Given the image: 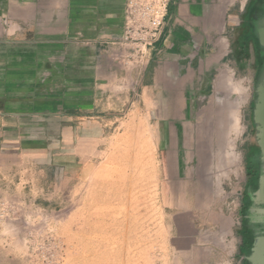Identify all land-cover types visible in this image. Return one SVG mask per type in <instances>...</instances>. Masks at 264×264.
I'll return each mask as SVG.
<instances>
[{"label":"rangeland","instance_id":"obj_1","mask_svg":"<svg viewBox=\"0 0 264 264\" xmlns=\"http://www.w3.org/2000/svg\"><path fill=\"white\" fill-rule=\"evenodd\" d=\"M25 56L23 67L10 54L1 71L0 264H236L252 63L244 74L224 70L232 94L247 88L244 110L230 118L216 117L212 95L222 70L208 76L206 98L176 102L189 114L177 135L188 165L178 161L176 173L167 143L175 136L155 133L175 119L154 117L165 104L140 101L132 80L151 59L139 67L116 57L119 67L103 70L91 49ZM185 210L197 235L176 229Z\"/></svg>","mask_w":264,"mask_h":264},{"label":"crops","instance_id":"obj_2","mask_svg":"<svg viewBox=\"0 0 264 264\" xmlns=\"http://www.w3.org/2000/svg\"><path fill=\"white\" fill-rule=\"evenodd\" d=\"M247 3L248 0H170L168 14L151 52L150 65L142 75L136 74L132 79L140 86V101H151L160 107L165 104L154 117L175 119L172 125L158 121L155 133L171 135L172 139L175 136L167 143L173 153L172 168L176 173L178 161L188 165L181 153L186 148L184 141L178 143L177 135L186 127L179 125L180 119L189 116L181 112L176 102L186 100L190 94L199 97L198 100L206 98L208 76L222 70V74L215 76L212 92L215 103L222 105L219 110L222 112L216 111V117L226 120L246 106L247 88L242 85L232 94V85L224 70H242L244 74L246 66L235 60L232 63L229 57L240 53L238 43L244 33ZM124 9L125 0H0V72L9 69L12 53H16V62L24 67L25 55L30 53L38 57L47 52L65 56L75 50L86 55L90 49L97 56L98 68H118L111 60L121 59L123 53L113 41L122 33ZM37 63L41 65V57L33 62ZM3 77L1 72L0 86H3ZM168 160L166 163L170 166ZM186 212L190 210L177 212L176 229L183 232L181 237L198 234L197 221ZM236 230L237 227L232 232L235 247L232 258L237 259V264Z\"/></svg>","mask_w":264,"mask_h":264},{"label":"flooded vegetation","instance_id":"obj_3","mask_svg":"<svg viewBox=\"0 0 264 264\" xmlns=\"http://www.w3.org/2000/svg\"><path fill=\"white\" fill-rule=\"evenodd\" d=\"M263 19L264 0H248L244 14V33L238 43L240 53L244 55L246 52V57L241 55L238 61L244 66L253 63L256 80L264 66V49L259 47L256 37V28ZM250 115L253 131L242 149L241 157L243 181L236 230V256L237 264H264V196L256 195L260 180L264 177V163L257 144L252 108Z\"/></svg>","mask_w":264,"mask_h":264},{"label":"built area","instance_id":"obj_4","mask_svg":"<svg viewBox=\"0 0 264 264\" xmlns=\"http://www.w3.org/2000/svg\"><path fill=\"white\" fill-rule=\"evenodd\" d=\"M169 4L170 0H125L123 30L113 41L123 61L141 67L150 60Z\"/></svg>","mask_w":264,"mask_h":264},{"label":"water","instance_id":"obj_5","mask_svg":"<svg viewBox=\"0 0 264 264\" xmlns=\"http://www.w3.org/2000/svg\"><path fill=\"white\" fill-rule=\"evenodd\" d=\"M256 37L259 47L264 49V19L256 28ZM253 123L255 125L257 144L261 152V160L264 163V66L254 85ZM258 196H264V177L260 180V187L256 192Z\"/></svg>","mask_w":264,"mask_h":264}]
</instances>
